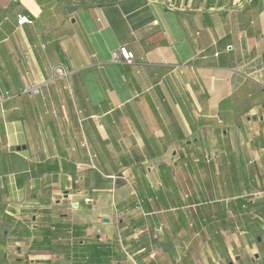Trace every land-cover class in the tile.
Masks as SVG:
<instances>
[{
    "label": "crops",
    "instance_id": "1",
    "mask_svg": "<svg viewBox=\"0 0 264 264\" xmlns=\"http://www.w3.org/2000/svg\"><path fill=\"white\" fill-rule=\"evenodd\" d=\"M0 91V264H264V0H0Z\"/></svg>",
    "mask_w": 264,
    "mask_h": 264
},
{
    "label": "built area",
    "instance_id": "2",
    "mask_svg": "<svg viewBox=\"0 0 264 264\" xmlns=\"http://www.w3.org/2000/svg\"><path fill=\"white\" fill-rule=\"evenodd\" d=\"M27 22H29L27 16L25 15L18 16L17 23L19 25ZM110 59L113 62H123L126 64H133L136 61V57L134 53L124 46H120L117 49L111 51ZM52 71L57 76L65 77L67 75V71L62 66H54L52 67ZM27 91H29L30 93H35L37 90L35 87H30L27 89ZM9 97L10 95L7 91H0V103L5 101ZM200 159L204 160L205 162H209L210 156L207 154L202 155V157L196 156L194 158V161H199Z\"/></svg>",
    "mask_w": 264,
    "mask_h": 264
}]
</instances>
